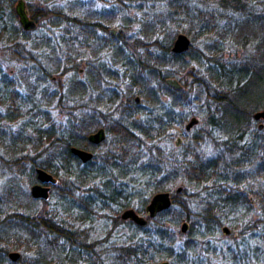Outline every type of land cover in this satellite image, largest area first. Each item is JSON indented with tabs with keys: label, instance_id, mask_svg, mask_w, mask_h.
I'll use <instances>...</instances> for the list:
<instances>
[{
	"label": "trees",
	"instance_id": "obj_1",
	"mask_svg": "<svg viewBox=\"0 0 264 264\" xmlns=\"http://www.w3.org/2000/svg\"><path fill=\"white\" fill-rule=\"evenodd\" d=\"M17 1L7 0V9L0 7V18L4 12H10L17 27L26 34L14 13ZM125 1L114 2L111 14L133 3L136 4L134 9L141 10L145 4H151L152 9L140 12L136 22L142 41L126 39L123 46L112 48L129 51L119 59L123 66L120 79L126 93L123 101L117 103L116 96H112L102 104L115 106L113 118L102 119V123L101 119H96L94 109L90 110L91 107L83 103L93 94L92 83L98 82L89 63H86V76L79 86L74 81L67 86L69 96L79 95L81 101L72 103L65 91L58 92V107L71 104L69 109H64L67 112L58 110L69 118L62 128L36 110L32 103L35 88L31 84L26 86L27 103L33 105L34 110L30 109L27 114L20 110L24 103L12 89L0 113V121L6 120L10 125L28 117L23 128L16 125L11 128L12 132L0 127L1 168L8 171L10 179L0 193V264H156L165 259L170 264H188L187 257L195 243L185 240L183 249L173 255L175 241L168 227L179 219L190 222V212L178 202L185 191L173 194L172 206L148 220L145 228L121 221L117 212L128 208L136 199L135 212L144 214L149 197L162 191L172 175L169 171L172 168L173 174H180L192 189L199 188L197 196H191L200 204L193 213L196 221H191L186 236L192 234L194 225L203 233L212 234L221 226L220 218L237 214L239 208L247 210L249 202L246 196L237 193L239 187L246 188L244 192L247 191L257 206L258 219L252 225L254 232L264 234V137L254 133L253 142L247 144L237 133L254 130L251 115L264 105V99L262 103L255 101L256 88L262 87L264 94V5L256 6L264 1L248 0V3H255L252 8H248L244 0ZM191 3L205 7L213 4L220 9V14L203 12ZM28 11L37 29L43 26L42 18H36L30 7ZM235 12L240 13L239 21L229 19ZM39 16L44 17V13L40 11ZM49 16L55 19L48 20L50 27L63 25L59 38L65 52H71L75 43L89 50L98 37L88 19L80 26L56 13ZM222 19L233 21L231 30L236 34L233 35L236 44L242 41L246 46L251 45L252 49L243 58L237 59L234 55L229 58L219 39H215L224 40L225 35L231 33L226 27L217 28L218 23L224 21ZM247 25L253 34L239 38L237 34ZM259 32L261 36L255 35ZM178 33L189 38L190 47L185 53L173 54L171 47ZM59 56L66 58V55ZM69 62L62 75L76 70L75 61ZM192 64L194 67L189 68ZM31 67L30 75L37 71L35 65ZM166 79H175L181 89L169 88L164 83ZM9 86L13 87V83ZM96 92L97 96L105 94V90L97 89ZM135 97L140 99L139 106L135 104ZM98 101L99 97L97 106L101 104ZM186 107L192 108V116L200 113L210 130L202 129L205 134L196 132L173 149L175 152L167 151L165 143L171 142L173 137L169 130L180 131L187 118L180 110ZM77 109L79 117L72 114ZM39 120L41 124L35 126V121ZM99 127L105 128L106 140L99 147L88 145L94 157L82 164L69 149L81 148L87 143L86 136ZM28 129L31 136H28ZM214 130L224 134L222 152L219 150L216 158L205 160L200 150L207 141H214V137L210 140L208 136V132ZM222 155H227L226 159L222 160ZM36 168L48 172L57 181L51 186L54 192L49 197L55 198L53 205L44 209L49 202L40 201L46 205L40 211L31 208L35 200L31 201L27 191L36 181ZM175 207H180L182 213H174ZM99 211L111 213V229L102 241L90 242L92 216ZM121 224L127 228V234L121 235L118 242L108 241L112 228ZM204 245L206 243L202 242ZM11 251H20L16 262L8 259ZM230 257L232 264H237V260L238 264L251 260L233 254Z\"/></svg>",
	"mask_w": 264,
	"mask_h": 264
},
{
	"label": "rangeland",
	"instance_id": "obj_2",
	"mask_svg": "<svg viewBox=\"0 0 264 264\" xmlns=\"http://www.w3.org/2000/svg\"><path fill=\"white\" fill-rule=\"evenodd\" d=\"M113 1V0H112ZM261 1V0H258ZM27 7H30L32 9V12L34 13L36 18H42V25L39 26V29L35 32H30L24 34V32L20 31V29L16 25V21L13 17V15L6 11L7 13H3L2 18H0V113L3 112L5 105L7 104V99L12 95L11 90L17 91V94L19 95V101L21 103H24L23 106H20V110H23L26 114L30 109L34 110L33 105H28V84H31L35 89H33L32 96V103L36 106V110L39 111L41 115L44 116L46 114L48 120L52 123H54L55 126H60L61 128L66 123L69 118L64 117V113H60L58 110H62L63 112L65 108L69 109V106L71 104H68L67 106L61 107L57 105L59 95V90L65 91L66 94H68L67 86L70 82H76L79 86V83L85 78L86 76V63H88V57L85 54L88 49L84 47L78 48H71V52H65L66 48L63 47V42L61 38H59L61 30L64 29L62 26L59 25L56 27H50L48 20L54 21L55 19H52L49 15L51 13H56L61 18H65V20H75V19H86L88 18L89 14V7H93V4L90 3L92 1L90 0H24ZM7 0H0V7H8ZM141 4L140 1H137V4ZM145 4V8L143 7L141 10L134 9V6L136 7V4L133 3V5H129L125 8L123 11H117L107 18L106 25L108 28L115 29L120 31V33H124L127 41H130L132 39H135L137 41H142L141 33L138 29L137 25V19L141 16L140 12H143V10H151L150 5ZM192 7H195L196 9H199L203 12H210L214 14H220V9L213 5V4H206L205 6L200 5H194L191 3ZM113 7V6H112ZM110 7V8H112ZM155 10V9H154ZM40 11L44 13V17H40ZM112 12V10H110ZM48 14H46V13ZM235 17L229 15V19L234 20ZM224 20V19H222ZM232 20H224L220 23H218V29L226 27V29H230L231 33L225 35L226 37L224 40H222L219 37H215V39H219L220 46L224 52L227 54L229 53V58H233V55L236 56L237 59H241L246 54H248L252 48L251 45H245L244 43L239 42V44H236L233 41V35L234 37L236 34L232 31L233 30V21ZM250 25H247L244 30L239 31L237 35H239V38H246L249 37L247 35L253 34L252 30L249 28ZM232 29V30H231ZM129 30V31H128ZM179 34V33H178ZM177 34V35H178ZM247 34V35H244ZM176 35V36H177ZM255 35H260L259 33H255ZM223 38V37H222ZM245 45V46H244ZM196 48H200L199 44L194 45ZM246 47V48H243ZM242 48V49H241ZM80 50V53L77 54V50ZM229 51V52H228ZM129 52V51H128ZM224 53V54H225ZM58 55V56H57ZM59 55L63 56L66 55V60L63 59L64 57H60ZM241 55V57H239ZM60 57V58H58ZM226 58V57H225ZM71 59H73L74 64L76 66V70L74 72H70L68 74L62 75V72L64 69L70 65ZM33 63V64H32ZM35 65L34 67L37 71L33 72L32 75L28 73L29 70H31V66ZM194 65H189V68H193ZM79 70H82L83 72L79 73ZM118 79L114 80V85H108L107 88L104 86V81L101 83H92L93 85V94H90L89 99L83 100V103L87 105L86 107H91L90 110L95 111L96 119H101V122L104 123L102 119L110 120V116L113 118L114 112L113 107L110 105V103H106V106H103L104 100L106 98H112V96H116L118 99L117 103H121L123 101L122 96L124 98L125 93V87L123 84V80L120 79L121 76L119 75L117 77ZM53 80V81H52ZM9 83H13V87L9 86ZM117 83V85L115 84ZM105 90L104 96H97L96 90ZM258 91L255 93V101L258 103H262L263 101V88L258 87L256 88ZM12 90V92H13ZM112 92H108V91ZM79 91V90H78ZM91 92V91H90ZM114 95H113V94ZM42 95H46L45 98H42ZM54 95V96H53ZM49 97V98H47ZM71 98L72 103L81 101V98L79 95L75 96H69ZM100 98V102L97 106L96 100ZM86 98V97H85ZM76 100V101H75ZM88 102V104H86ZM81 105V104H79ZM89 105V106H88ZM96 105V106H95ZM264 106V105H263ZM262 106V107H263ZM261 107V108H262ZM76 108V107H75ZM260 108V109H261ZM74 109V106H73ZM191 107H186L180 110L183 114L186 115L185 122L181 126L180 131H175L174 129L169 130V135L173 136L171 142H166V148L167 151H173V149H177L178 147H175L174 144L177 139H180V145L182 142H185L186 140L190 139L193 135H195L196 132H200L201 134H205L203 130L209 129L208 126H206V122L204 118H201L200 113H196L195 116H192L193 113H191ZM89 113V109H87ZM198 110V109H197ZM85 112V114H88ZM197 112V111H196ZM91 113V112H90ZM74 116L76 114H80V111L77 109L76 111H73L72 113ZM98 115V116H97ZM45 116V117H46ZM196 118L198 120V124L194 126L189 133H185L184 126L185 124L191 119ZM28 121V117H26L24 120H20L19 122L15 124H9L6 120L0 121V127L1 129L12 132L11 128L16 127H22L24 122ZM226 122V121H225ZM41 121H35V126L40 125ZM39 127V126H38ZM201 129V130H200ZM203 129V130H202ZM254 130H256V127H253ZM210 130V129H209ZM251 131V129L249 130ZM217 131L214 130L213 132H208L209 139L215 138L213 142L214 145H220L222 147V142L224 139L223 133H216ZM188 134V135H187ZM31 136V131L28 129V136ZM187 135V137H186ZM187 142V141H186ZM180 147V146H179ZM89 150V149H88ZM201 151V152H200ZM199 152L202 155V158L205 160H211L216 158V155H218L219 150L216 148H213V146L207 142L206 144L202 145V149ZM172 152V153H173ZM220 152H222L220 150ZM3 156L2 151L0 150V157ZM223 159H226L227 155H222ZM221 156V158H222ZM0 159V193L4 190V187L7 185L9 179L8 171L6 169L1 168L3 164H1ZM170 171V179L167 180L163 186V189L161 192H168L170 195H175V191L177 189H180V191H185L184 196L181 195L178 202L181 203V205L185 206L184 209H188L187 211L190 212V222L185 219H179L177 223L169 224L168 227L171 230V236L173 240L175 241L174 248H173V255H178V252L181 249H183V243L185 240H189L192 243H195L194 249L191 251L190 256L188 258V264H232L229 260L231 257L230 255L233 254L236 257L237 251H238V243L233 239V234L236 231V226H238L239 223L242 225L240 228H242V231L247 230L246 227H249V225H254V222L258 219L255 215H251L242 218L235 217L234 215H229L228 218H220V224L221 226L214 230V233L206 234L203 233V230L198 228V226L194 225V229L191 235L186 236L185 234H182L180 232L181 226L183 223L188 225V229H190L191 221L194 223L196 221V218L193 217V213H195L200 206L197 199H194L193 197L197 196L198 191L195 188L192 189V185H187L186 182L183 180V178L180 176V174H176V176L173 174V168ZM36 180V178H35ZM37 182L35 181L34 184ZM33 184V185H34ZM31 185L27 187V191L29 192ZM54 192L52 190L50 193ZM160 193V192H159ZM157 194V193H156ZM30 195V194H29ZM154 195V194H153ZM151 195L149 199L153 196ZM193 196V197H191ZM148 199V201H149ZM34 200V199H33ZM32 201V198H31ZM36 201V202H35ZM33 203H31V208L34 209V211H40L42 210L46 205H44L42 200H35ZM55 201V198L48 199L47 202H49L48 206H46L44 209H48V207L52 206ZM138 201L136 199H133L130 203L129 207L124 209H132L135 211V207ZM52 204V205H51ZM119 214H121L122 210H117ZM184 212V211H183ZM96 213V212H95ZM92 216L93 222L91 223L92 232H91V241H102L107 237L108 232L110 231V215L111 213L102 212L99 211L96 214ZM174 213L181 214L182 210L180 207L174 208ZM185 213V212H184ZM188 214V213H187ZM143 216V214H139ZM120 216V215H119ZM2 218V217H0ZM223 220V222H221ZM126 222V221H123ZM173 225V226H172ZM224 227L228 228L231 231V236L227 237L221 232V229ZM113 229V233L111 234L108 241L110 242H118L121 235L127 234L126 230L127 228H124V226L116 225ZM238 229V228H237ZM21 237H23L22 233L20 234ZM249 234H246V240L242 241L243 245L240 246L239 253L242 255L243 258L249 257L251 259L249 262H243L242 264H264V238L260 234H256V232L252 231V238L251 236H248ZM190 238V239H188ZM206 243V245L202 246ZM22 243V242H21ZM23 244V243H22ZM11 252H17L20 254V251H11ZM182 253V252H181ZM248 256V257H247ZM20 258V257H19ZM237 259V258H236ZM168 262L170 264L169 260H162L157 262L156 264H159L161 262ZM238 263H240L239 260H237ZM237 263V264H238ZM178 264V263H176Z\"/></svg>",
	"mask_w": 264,
	"mask_h": 264
},
{
	"label": "flooded vegetation",
	"instance_id": "obj_3",
	"mask_svg": "<svg viewBox=\"0 0 264 264\" xmlns=\"http://www.w3.org/2000/svg\"><path fill=\"white\" fill-rule=\"evenodd\" d=\"M90 1H92L90 3V6H91V4L94 3L93 4L94 8L92 6L89 7L90 10H89L88 18H86V19H75L74 22L81 26V23L84 22L83 20H87L88 19L89 22L91 23V26H93V28H95V31H97V33H98L97 39L91 44L89 50H87V52L85 54L90 57V59L88 60V63L90 64V67L93 70L95 78L97 79L98 83H101L102 81H104V86L105 87H107L108 85L113 86L114 85L113 79L114 80L118 79L117 77L120 75L121 70L123 68V66L121 65V63H122L121 61L122 60H119V59H120L121 55H123L125 53H129L126 50H112L113 47L123 46V44H124V42L126 41L127 38H126V36L123 33H120V31L108 28V26L106 25L107 18L109 17V15H111V11H110L111 8L110 7H112V4L114 2H116V1H118V0H113V1L112 0H90ZM244 1L247 3V7L248 8H252V7L255 6V3H253V4L252 3H248V0L247 1L244 0ZM121 2L122 3H126L125 0H121ZM24 4H25V9H26V12H27V16L30 19L28 7H27L25 2H24ZM257 5H261L262 6V5H264V3L262 4L260 2V4H256V6ZM14 13H15V10H14ZM15 15H16V13H15ZM234 17L238 21L241 19L240 13H237V12L234 13ZM30 20H32V19H30ZM32 21L36 24V29L34 31H30V32H35V31H37L38 25H37V23L34 20H32ZM112 30L115 31L116 33H113ZM74 47L79 49L80 45L75 43ZM76 52H77V54H79L80 50H77ZM104 71L112 73V74L109 76L108 74H105L106 72H104ZM81 72H83V71L79 70V73H81ZM115 84L117 85V83H115ZM136 98H138V97H135L134 101H135ZM135 104L137 106H139L140 101H139V103H136V101H135ZM263 107L261 109L255 111L254 113L262 110ZM254 113H252V115ZM252 115H251V119H252ZM77 116L79 117V114H77ZM253 125H254L253 127H256V130L248 131V132L247 131H238L237 132L239 136L243 137V142L244 143L248 144L251 141L253 142V139H252L253 135L252 134H254V133L256 134L257 132L259 134H261L262 137H264V121H262V120L254 121L253 120ZM99 129H103L104 130L105 139L99 144H91V143H89L88 139H87L88 136L91 135V134L96 133ZM189 132H185V133H189ZM106 136L107 135H106L105 128L104 127H99L94 132H92V133H90V134H88L86 136V142L87 143L83 144L80 149H82L85 146L86 150L91 152L93 154V157H94V153L92 151L88 150V145L99 147L106 140ZM176 142H177V140H176ZM176 142H175L174 146L175 147H179L180 145L176 146ZM207 142H209V141H207ZM209 143L213 146V148L217 147L218 150H222L220 145L217 146V145H214L211 142H209ZM249 146H251V145H249ZM250 149H251V147L249 148V150ZM222 160H223V156H222ZM259 181L262 183V180H259ZM244 190H246L245 187L243 189L239 187L237 193L238 194H243L244 196H246L245 200H247L249 202V206L246 207L247 210L239 208L237 210V214H235L234 216L238 217V218H241V217H248V216H251V215H255L257 217V210H256L257 206L255 205V202L253 201V198L250 195L248 196L247 191L244 192ZM179 193H175V194H179ZM170 197H171V200H172V195H170ZM241 225L242 224L239 223L238 226L235 227L236 231L233 234V239L239 244L238 245V251H237L238 252L237 255H238L239 258L242 257V255L239 253V251H240V246L243 245L242 241H245L246 238H247L246 234H249L248 236H251V238H252V231L254 232L252 225H249V227H246L247 230H245V231H242V228H240ZM221 232H222V229H221ZM231 234L232 233L230 231L229 235H225V234L224 235L229 237V236H231Z\"/></svg>",
	"mask_w": 264,
	"mask_h": 264
},
{
	"label": "water",
	"instance_id": "obj_4",
	"mask_svg": "<svg viewBox=\"0 0 264 264\" xmlns=\"http://www.w3.org/2000/svg\"><path fill=\"white\" fill-rule=\"evenodd\" d=\"M16 16L18 17V22L21 28L24 31L30 32L36 29V24L30 20L27 16V12L25 9V4L23 0H18L14 7ZM113 33H116L112 30ZM190 47V40L184 34H178L172 44L171 52L173 54H182L188 51ZM165 85L174 90H180L181 86L175 79H166L164 81ZM136 103H139L140 99H135ZM252 119L254 121H264V107L262 110L254 113L252 115ZM198 124V120L196 118H191L184 126L185 132H189L194 126ZM88 142L91 144H99L105 139V134L103 129H99L96 133L88 136ZM180 145V139H177L176 146ZM70 153L76 157L82 164H85L93 159V154L86 150L84 146L82 149L71 147L69 149ZM35 178L36 184L32 185L29 189L30 197L34 200H42L47 201L50 197V187L56 184V179L49 174L48 172L36 168L35 169ZM180 189H177L175 193H179ZM172 206V200L170 197V193L168 192H160L154 194L148 201L147 205L144 208V215L141 216L137 214L132 209L123 210L120 214L121 221H128L133 223L134 225L145 228L148 224V220L154 219L159 213L168 210ZM188 225L183 223L180 229L182 234L187 232ZM222 232L225 235H229L230 231L228 228L224 227ZM8 259L11 262H16L20 254L17 252H10L8 255ZM159 264H168V262L164 261Z\"/></svg>",
	"mask_w": 264,
	"mask_h": 264
}]
</instances>
